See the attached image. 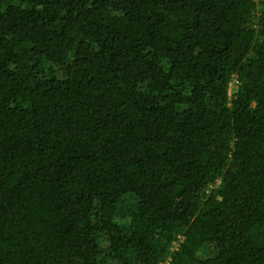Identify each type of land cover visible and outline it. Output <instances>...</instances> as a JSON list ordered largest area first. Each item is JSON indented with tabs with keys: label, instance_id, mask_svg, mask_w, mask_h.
Masks as SVG:
<instances>
[{
	"label": "trees",
	"instance_id": "obj_1",
	"mask_svg": "<svg viewBox=\"0 0 264 264\" xmlns=\"http://www.w3.org/2000/svg\"><path fill=\"white\" fill-rule=\"evenodd\" d=\"M0 264H264V0H0Z\"/></svg>",
	"mask_w": 264,
	"mask_h": 264
},
{
	"label": "rangeland",
	"instance_id": "obj_2",
	"mask_svg": "<svg viewBox=\"0 0 264 264\" xmlns=\"http://www.w3.org/2000/svg\"><path fill=\"white\" fill-rule=\"evenodd\" d=\"M58 74L60 76H62L63 75V72L59 70L58 71ZM235 86L236 85L233 83L231 85V89L233 87H235ZM100 241H102V244H101L102 245V248H104L105 250H107L106 246H108V242H107L106 238L105 239H100ZM214 251H215V248H214V245L212 243H210V242L205 243L202 246V248L199 250V252H198V258H207L210 255H212L214 253Z\"/></svg>",
	"mask_w": 264,
	"mask_h": 264
}]
</instances>
